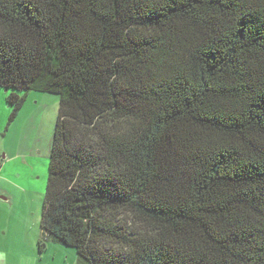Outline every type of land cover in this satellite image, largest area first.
<instances>
[{"label":"trees","instance_id":"trees-1","mask_svg":"<svg viewBox=\"0 0 264 264\" xmlns=\"http://www.w3.org/2000/svg\"><path fill=\"white\" fill-rule=\"evenodd\" d=\"M0 85L60 97L41 250L264 264V0H0Z\"/></svg>","mask_w":264,"mask_h":264},{"label":"rangeland","instance_id":"rangeland-1","mask_svg":"<svg viewBox=\"0 0 264 264\" xmlns=\"http://www.w3.org/2000/svg\"><path fill=\"white\" fill-rule=\"evenodd\" d=\"M14 91L26 99L12 117L8 96ZM59 108L57 93L6 89L0 85V162L5 161V168L0 171V194L18 206L14 208L17 215H22V208L27 207L31 218L41 220ZM69 247L77 254L74 247Z\"/></svg>","mask_w":264,"mask_h":264},{"label":"crops","instance_id":"crops-1","mask_svg":"<svg viewBox=\"0 0 264 264\" xmlns=\"http://www.w3.org/2000/svg\"><path fill=\"white\" fill-rule=\"evenodd\" d=\"M4 164L0 162V171ZM17 207L0 194V264H76L78 254L68 245L48 242L41 250L40 239L47 235L41 220L31 218L27 207L18 216Z\"/></svg>","mask_w":264,"mask_h":264}]
</instances>
